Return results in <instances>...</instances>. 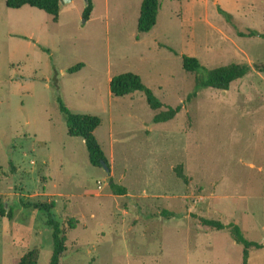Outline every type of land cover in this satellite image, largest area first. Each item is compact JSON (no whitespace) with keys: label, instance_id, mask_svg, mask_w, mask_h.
Here are the masks:
<instances>
[{"label":"rangeland","instance_id":"rangeland-1","mask_svg":"<svg viewBox=\"0 0 264 264\" xmlns=\"http://www.w3.org/2000/svg\"><path fill=\"white\" fill-rule=\"evenodd\" d=\"M142 2L94 0L86 20L87 0H64L55 20L0 0V203L13 214L0 215V264H20L33 250L38 264L50 263V216L37 202L56 201L67 234L62 264H244L229 229L206 230L201 217L236 223L264 243V72L190 97L197 74L183 63V55L209 69L264 63V38L249 34L264 33V0H160L146 33ZM127 72L162 111L181 112L155 123L145 93L113 95L111 79ZM61 104L102 119L96 135L110 173L69 134ZM109 178L127 194L116 195ZM248 264H264V247Z\"/></svg>","mask_w":264,"mask_h":264},{"label":"trees","instance_id":"trees-1","mask_svg":"<svg viewBox=\"0 0 264 264\" xmlns=\"http://www.w3.org/2000/svg\"><path fill=\"white\" fill-rule=\"evenodd\" d=\"M6 3L8 7L13 9H19L25 5H30L53 16L55 20L59 18L61 10V0H6ZM160 8V0H143L138 23L139 32H149L157 25ZM93 9L94 0H87V6L83 12V17L86 20L90 19ZM222 11L226 14L224 10H221V12ZM249 34L250 36H260L264 38V33H259L258 31H251ZM183 63L184 69L187 72L197 74L195 80V90L191 93L190 97H196L199 91L206 88L228 90L234 81L243 78L254 68L260 72H264V63L251 65L248 61L233 62L209 69L203 67L199 59L183 55ZM83 66L84 64H78L69 71L71 73L76 72ZM201 68L202 71L200 72ZM110 89L112 94L115 96H126L137 91L145 93L149 106L157 112L153 118L155 123H163L173 120L182 110V105H178L176 107L169 106L166 110L162 111L161 109L164 104L154 94V91L149 88L143 82L142 78L136 73L127 72L114 76L110 82ZM61 108L66 117L69 134L73 137H80L85 141L91 164L93 166L103 168L102 161H105L110 167L106 153L96 135L97 129L101 126L102 119L99 116L92 114H75L64 104H61ZM176 173L179 178L186 183H189V178L184 172L183 165H179L176 168ZM111 188L116 195H125L128 192L127 187L115 183L114 181L111 184ZM33 206L37 209L48 211L50 216L49 225L52 230L53 251L49 264H62L64 254L67 250V234L63 227V223L54 218L52 213V210L56 206V201H52L50 203L37 202L34 203ZM0 215L12 217L13 214L11 210L7 209L5 204L0 203ZM163 215L165 217H171L174 213L169 210H164ZM77 222L76 218H71L68 221V225L70 228L75 229ZM200 222L206 230L229 229L233 239L244 247V264H248L250 252L253 249L264 247V243L248 240L245 237L242 228L236 223L226 224L222 220L206 217H201ZM38 261L39 252L37 250H33L22 257L20 264H38Z\"/></svg>","mask_w":264,"mask_h":264},{"label":"water","instance_id":"water-1","mask_svg":"<svg viewBox=\"0 0 264 264\" xmlns=\"http://www.w3.org/2000/svg\"><path fill=\"white\" fill-rule=\"evenodd\" d=\"M63 1L64 0H61V2H63ZM68 1H71V0H68ZM102 166H103V168L105 169V171L107 173H110L111 169H110L109 165L105 161H102ZM108 181H109L110 184H112V182H113L112 178H109Z\"/></svg>","mask_w":264,"mask_h":264},{"label":"crops","instance_id":"crops-1","mask_svg":"<svg viewBox=\"0 0 264 264\" xmlns=\"http://www.w3.org/2000/svg\"><path fill=\"white\" fill-rule=\"evenodd\" d=\"M158 16H159V14H158ZM134 94V93H133ZM131 95V94H130Z\"/></svg>","mask_w":264,"mask_h":264}]
</instances>
